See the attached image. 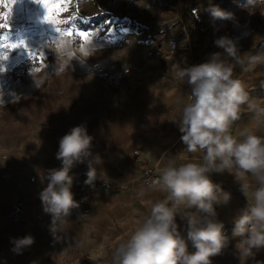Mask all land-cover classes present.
I'll list each match as a JSON object with an SVG mask.
<instances>
[{
	"label": "crops",
	"instance_id": "crops-1",
	"mask_svg": "<svg viewBox=\"0 0 264 264\" xmlns=\"http://www.w3.org/2000/svg\"><path fill=\"white\" fill-rule=\"evenodd\" d=\"M38 29L33 37L20 35L11 41L24 40L28 47L7 49L9 57L4 61L10 65L29 57V51H34V66L17 77L0 71L5 87L0 93V233L12 237L29 219L52 223L51 215L44 211L39 198V193L47 184L45 173L48 169L61 166V161L56 158L60 138L73 126L86 124L89 133L94 136L93 153H99L103 158V164L97 169V188L94 185L99 196L88 218L82 217L79 207L73 209L68 222L86 226L89 221L90 229L97 238L106 237L110 227L119 224L125 235L118 238L126 240L144 216L141 211L139 216L136 215L135 200L133 195L131 198L126 195L127 191L132 190L135 198L148 207L162 197L159 192L142 194L146 186L144 166L159 163L162 167L178 153H183L185 158L193 155L186 152L180 141L178 125L174 122L181 115L183 101L190 88L174 78L173 68L166 72L163 58L151 66L144 62L138 68L128 65L131 61L111 63L108 67L103 59L97 60L98 69L105 70L104 73H129L124 70L128 66L132 70V75L126 77L120 88H105L97 80L100 75L94 73L93 77L79 58L66 66L58 62L57 55L49 60L46 55L53 49L55 35L51 32L43 34L41 27ZM41 54L44 56L43 63L39 60ZM198 54L204 62L199 51ZM79 65L80 71L74 73L76 77L83 74L81 84H74L73 80L66 82L62 73L74 71ZM234 77L241 80L250 99L264 106V64L247 71L236 66ZM91 83L94 88L90 87ZM49 96H63V104L47 101ZM25 97H31L34 104L20 102ZM253 124L252 113L242 106L240 119L232 125L231 131L238 135L245 127L253 128ZM253 130L264 135V124ZM136 150H143L138 159ZM86 171V163L72 169L71 174L75 177L73 189L84 184ZM212 179L234 185L223 186L236 197L234 203L226 206L224 213V219L232 220V210L244 207L246 198L234 177L228 173L213 174ZM114 188L118 193L111 191ZM17 215L19 218L16 220ZM180 221L177 216V223Z\"/></svg>",
	"mask_w": 264,
	"mask_h": 264
},
{
	"label": "clouds",
	"instance_id": "clouds-1",
	"mask_svg": "<svg viewBox=\"0 0 264 264\" xmlns=\"http://www.w3.org/2000/svg\"><path fill=\"white\" fill-rule=\"evenodd\" d=\"M242 7L250 16H264V0H245ZM205 11L213 23L238 24L234 12L213 0H208ZM59 44L58 40L53 47L63 66L94 54L86 47ZM214 45L221 51L211 53L204 62L173 69L174 78L190 88L174 122L186 152L193 155L189 159L183 153L174 155L155 179L146 182L142 194L159 192L162 197L152 202L148 215L114 249L111 264H213L212 258L221 255L235 238L239 264H247L264 250V135L253 130L264 124V106L250 99L241 80L234 77L236 66L247 71L264 64V49L242 51L228 34L218 36ZM242 106L252 113L253 128L245 127L234 135L231 128L240 119ZM93 140L86 124L73 126L59 141L56 158L61 166L45 173L47 184L39 198L52 217L53 234L80 207L72 191V169L86 163L84 183L94 185L97 180L103 158L93 153ZM224 173L234 177L246 198V205L234 217L231 236L218 219L217 208L229 205L232 193L212 179L213 174ZM177 216L186 221V237ZM34 239L30 234L14 238V251L31 246ZM189 242L194 251L189 250Z\"/></svg>",
	"mask_w": 264,
	"mask_h": 264
},
{
	"label": "rangeland",
	"instance_id": "rangeland-1",
	"mask_svg": "<svg viewBox=\"0 0 264 264\" xmlns=\"http://www.w3.org/2000/svg\"><path fill=\"white\" fill-rule=\"evenodd\" d=\"M190 1L196 3L192 11L187 9V2L184 0H70V4L67 5L68 10L62 13V19L69 22L59 27L62 31L71 29L74 33L73 36H77V33L83 30L78 22L94 24V28L89 31L91 43H85L73 36L62 38L65 44L73 46L80 44V47L83 45L86 49L94 51V54L83 60L81 64H86L93 77H95L94 73L100 75L97 80L105 88H111L103 80L108 73L98 69L97 60L103 59L108 67L111 66V63L122 64L131 61L133 64L129 62L128 65L138 68L143 66L144 62L151 66L155 61L161 62L160 59L163 58L166 64V67L163 66V68L166 69V72L168 69L169 72L170 68L192 65L193 48L200 52L204 61L209 58L211 53L221 51L214 45V40L223 34L235 38L242 51L255 52L264 49V16L259 13L250 16L242 7L245 0H213L222 8L236 14L238 24L235 25L230 21L213 23L205 11L208 0ZM9 8H11L8 17L10 28L0 29V45L10 44L20 35L33 37L40 27L43 34L51 32L55 36L58 35L53 26L43 20L45 9L37 0H17L14 5L9 3L7 7L0 4V13L8 11ZM72 17L75 18L70 19ZM29 21L35 22V25L27 27L25 23ZM107 21L111 23H106ZM4 22L3 17H0V23ZM5 36H8V39H4ZM58 40L55 38L52 44L54 45ZM6 50L0 48V56ZM52 50L46 55L49 60L53 59L51 58L53 55H57L54 47ZM80 68L79 65V68L74 71L66 70L62 73L64 75L62 78L66 77V82L73 80L74 84L80 85V77L83 74L80 72V77H76L74 73L79 72ZM124 70H128L130 76L132 75L129 66ZM109 75L111 74L109 73ZM89 80L93 79L89 78ZM0 84L2 88H5L1 79ZM93 86L91 83L90 87ZM62 97L49 96L47 101L56 105L63 104ZM20 102L34 104L35 101L31 97H25L21 98ZM141 151L143 152V150ZM136 157V159L139 158L138 155ZM189 158L191 157L185 159ZM146 163L149 164L147 160ZM155 164L157 166H154L160 170V164ZM94 185L97 188V185ZM111 191L118 193L115 188ZM126 195H129V198L133 195L136 208L134 212L139 216L141 211L144 219L148 215L151 205L148 204V207L147 204H143L138 198H135L132 190L127 191ZM235 201L236 197L232 195L230 204ZM226 210V206L217 208L218 219L224 223L225 232L231 236L234 217L239 207L232 210V220L224 219ZM179 219L181 220L178 223L180 232L186 237V221L180 217ZM50 225L51 221L35 222L33 219H29L22 228H18L13 233L12 237L0 233V264H95L94 262L99 260H104L102 264H111L114 249L124 241L122 238H118L120 235H125L119 224L110 227L111 230L104 238H97L93 235L89 221L86 226L78 222H67L58 226L56 234H53ZM29 234L35 238L34 243L19 252L14 251V238ZM236 239L238 238L231 240L221 255L212 258L213 264H239L234 249ZM189 250L194 251L190 242ZM247 264H264V250L249 259Z\"/></svg>",
	"mask_w": 264,
	"mask_h": 264
},
{
	"label": "built area",
	"instance_id": "built-area-1",
	"mask_svg": "<svg viewBox=\"0 0 264 264\" xmlns=\"http://www.w3.org/2000/svg\"><path fill=\"white\" fill-rule=\"evenodd\" d=\"M35 25L34 22L27 24L26 26ZM75 39H80L79 36H73ZM36 62V58L26 57L18 62L7 65L3 60H0V69L6 71L9 75L13 77H17L19 75L24 74L29 69H31ZM129 75L126 71H121L115 74H106L104 76V82L111 88H120L124 82L126 77ZM2 92V85L0 84V93ZM137 155H140V151L135 152ZM160 174V170L155 166H144L143 168V180L146 185V182L155 179ZM147 186V185H146ZM72 191L75 194V199L80 202L81 215L83 218H88L93 209V204L99 196V191L95 189L93 185L83 184L79 188L73 189ZM17 219L19 216H16Z\"/></svg>",
	"mask_w": 264,
	"mask_h": 264
},
{
	"label": "snow or ice",
	"instance_id": "snow-or-ice-1",
	"mask_svg": "<svg viewBox=\"0 0 264 264\" xmlns=\"http://www.w3.org/2000/svg\"><path fill=\"white\" fill-rule=\"evenodd\" d=\"M17 0H0V4H4L6 7L8 4L14 5ZM37 2L45 9V15L43 16V20L50 25L53 26L54 31L58 34L55 36L56 39L60 40V44L58 46H63L64 41L61 39L64 36L71 37L73 36V31L68 29L66 31H62L59 27L62 24H67L69 21L62 19V13L67 11V5L70 4V0H37ZM9 12H11V8L8 11L0 13V17H3L4 23H0V29H8L10 28V24L8 23ZM72 17L70 19H74ZM106 23H111L107 21ZM79 38L85 43H91V33L88 30H81L78 33ZM4 39H8V36H5ZM20 46L28 47L26 41L19 40L18 42H12L10 44L0 45V48L11 49L14 50ZM82 50H85V47L81 46ZM29 55L31 58L36 57V52L29 51ZM9 57V53L7 51L4 52L2 56H0V60L6 61ZM39 60L43 63L44 56L41 54L39 56ZM3 69H0L2 71Z\"/></svg>",
	"mask_w": 264,
	"mask_h": 264
},
{
	"label": "trees",
	"instance_id": "trees-1",
	"mask_svg": "<svg viewBox=\"0 0 264 264\" xmlns=\"http://www.w3.org/2000/svg\"><path fill=\"white\" fill-rule=\"evenodd\" d=\"M187 2V9L188 10H191L196 6V3H193L191 2L190 0H184ZM78 25L81 27V29L83 30H92L94 28V24L91 22L89 24H85L84 22H78ZM192 57H193V62L194 64H197V63H201V58L198 54V51L196 49L193 48V52H192ZM215 182L217 183H221V182H218L216 180H214ZM95 264H102L104 263V260H99L97 262H94Z\"/></svg>",
	"mask_w": 264,
	"mask_h": 264
},
{
	"label": "water",
	"instance_id": "water-1",
	"mask_svg": "<svg viewBox=\"0 0 264 264\" xmlns=\"http://www.w3.org/2000/svg\"><path fill=\"white\" fill-rule=\"evenodd\" d=\"M220 184H222V186H229V187L234 186L233 184H225V183H220Z\"/></svg>",
	"mask_w": 264,
	"mask_h": 264
}]
</instances>
